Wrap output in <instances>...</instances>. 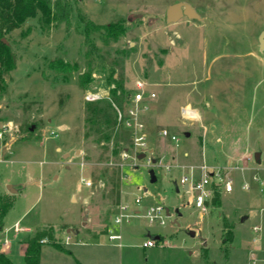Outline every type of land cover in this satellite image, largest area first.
Returning <instances> with one entry per match:
<instances>
[{"label":"rangeland","instance_id":"1","mask_svg":"<svg viewBox=\"0 0 264 264\" xmlns=\"http://www.w3.org/2000/svg\"><path fill=\"white\" fill-rule=\"evenodd\" d=\"M68 1V21L43 26L29 19L6 35L14 60L0 91V127L12 124L0 140V200L11 204L0 232V243L9 241L7 254L21 264V243L51 226L70 254L44 244L43 264H245L251 253L264 264V194L251 178H264V48H258L264 0ZM177 2L192 6L201 19L167 22V7ZM86 24L93 28L86 31ZM111 24L124 30L118 39L103 37L101 28ZM55 61L74 69L57 72ZM89 70L91 80L81 87L78 77ZM111 73L127 99L138 80L157 95L144 116L155 164L148 155L131 166L123 159L131 138L120 125L116 153L113 138L102 142L103 149L89 130L86 107L110 102ZM102 87L110 88L109 99H84L87 90ZM185 108L196 118L184 119ZM160 130L178 143L158 138ZM200 164L219 168L223 180L227 166L246 168L230 171L233 191L225 193L221 184L218 201L203 214L187 204L179 185L189 167ZM244 180L250 191L241 189ZM134 196L143 205L162 204L169 216L163 226L131 219L121 227L119 247L108 240L110 231L118 232L113 215ZM15 224L31 232L16 233ZM147 231L160 239L144 248Z\"/></svg>","mask_w":264,"mask_h":264},{"label":"built area","instance_id":"2","mask_svg":"<svg viewBox=\"0 0 264 264\" xmlns=\"http://www.w3.org/2000/svg\"><path fill=\"white\" fill-rule=\"evenodd\" d=\"M92 78H95V74H92ZM103 88V87H102ZM99 88L95 90H87L84 95V99L88 102H96L104 98L109 99V87ZM157 95L154 90L150 89L148 83L143 81L135 82L134 92L129 96L123 109L117 108L116 119L118 125L121 126L125 131L128 132L131 138V147L122 150L123 159H129L130 166L133 164L132 161H136L137 156L140 154L148 155V162L153 159V150L149 147L148 141V130L144 121L145 113L149 110V104L156 99ZM182 116L184 119L193 120L195 114L185 108L182 110ZM12 130V124L6 123L0 127V140L5 132ZM158 135L162 138H168L175 144L178 143L179 139L175 135H170L166 130H160ZM159 160L156 159V163ZM132 163V164H131ZM123 168V167H122ZM167 171L171 169V166L165 167ZM197 169L199 171L198 178L194 177L193 171ZM229 170L226 173L224 180L220 177L219 168L213 169L205 164L199 166H190V172L187 175H183L179 179V185L189 195V204L194 205L202 214L207 212V206L215 196V192L219 193L220 186L223 184V190L225 193H231L233 191V180L231 177V170L243 171L245 167H232L227 166ZM252 181L256 184L259 193L264 194V178L259 177L257 174L251 176ZM80 183L85 187H90L91 182L84 177L80 178ZM216 186V188H215ZM251 183L244 180L241 189L244 191L251 190ZM146 192V191H145ZM142 204V197L134 196L133 203L120 202L115 209L113 215V224L117 228L118 232H109L108 240L110 242H116L117 245H121L122 234L121 227L123 224L129 223L133 218H143L146 220L148 225L158 224L163 226L165 219L168 217L167 211L162 204H151L143 210H138ZM14 231L16 233L25 231L20 228L17 224L14 225ZM259 227H254L253 232L258 233ZM70 238L66 237V241ZM41 242H44L42 240ZM156 241L148 239L142 243V246L152 247ZM9 245L8 240H4L1 243L0 249L5 251V248ZM257 259L253 253H251L245 264H257Z\"/></svg>","mask_w":264,"mask_h":264},{"label":"trees","instance_id":"3","mask_svg":"<svg viewBox=\"0 0 264 264\" xmlns=\"http://www.w3.org/2000/svg\"><path fill=\"white\" fill-rule=\"evenodd\" d=\"M72 14L73 7L68 0H0V91L3 89V76L14 68L11 47L8 43L3 42V39L6 40V35L20 28L29 19L38 18L43 26H50L52 23L68 21ZM89 26L93 28L90 24H86V31L90 28ZM101 29L103 37L107 39H118L124 33L123 28L119 24L107 25ZM51 68L63 73H70L74 69L63 61H55ZM90 70L78 77L81 87H85L91 80ZM109 80L114 85V88L110 90V102H106L103 105L100 103L88 104L85 119L89 124V130L96 137L95 141L97 144L108 142L112 138L116 141V149L114 151L116 153L119 150L117 141L120 136L115 130V126L118 123L113 105L118 106L122 110V105L127 101V94L122 83L113 78V73L110 74ZM102 148L107 149L103 144ZM213 201H218L217 191ZM10 207V203L0 200V232L3 230V217ZM42 240L44 242H41ZM44 244L70 254L69 250L55 240L53 228L49 226L37 231L21 243V264H39L41 248ZM0 264H14L1 249Z\"/></svg>","mask_w":264,"mask_h":264},{"label":"water","instance_id":"4","mask_svg":"<svg viewBox=\"0 0 264 264\" xmlns=\"http://www.w3.org/2000/svg\"><path fill=\"white\" fill-rule=\"evenodd\" d=\"M182 17H186L188 19H195V20H200V16L199 14L195 11V9L190 6L187 3H183V2H177L174 4H171L167 7L166 10V21L167 22H175L177 21L179 18ZM3 42H6L3 39ZM258 48L261 50L262 48H264V32H261L259 37H258ZM185 137H189V133H184ZM145 158V154H140L137 156V159H143ZM254 160L257 164L260 163V153H255L254 154ZM151 164H155L156 163V159H151L150 160ZM150 175V182L154 183L156 181V177L153 171L149 172ZM7 189L11 192V193H15L16 191L13 189V187L11 185H7ZM167 211V215L169 216L168 210ZM191 235H194V232L190 231ZM157 238V237H156Z\"/></svg>","mask_w":264,"mask_h":264},{"label":"crops","instance_id":"5","mask_svg":"<svg viewBox=\"0 0 264 264\" xmlns=\"http://www.w3.org/2000/svg\"><path fill=\"white\" fill-rule=\"evenodd\" d=\"M158 133H159V131L157 132V137L159 136L158 135ZM159 138V137H158ZM152 149V148H151ZM153 150V153H154V149H152ZM162 157V156H161ZM160 157V158H161ZM185 157H187L186 155H185ZM155 159V158H154ZM201 165V164H200ZM199 166V165H198ZM195 167V166H194ZM194 173V177L195 178H198V176L199 175H197V173H195V172H193ZM249 177H245V179H248ZM5 184L7 185V182H5ZM219 193H220V190H219ZM218 193V194H219ZM213 200V199H212ZM122 202H127V203H130L129 201H126V200H124V201H122ZM212 202V201H211ZM210 202V203H211ZM209 203V204H210ZM187 204H189V203H187ZM208 204V205H209ZM148 205H151V204H146V205H143V202H142V204H141V206L138 208V210H143V209H145ZM6 215V214H5ZM250 215H254V213H252V214H250ZM5 217V216H4ZM4 217H3V219H4ZM2 222H3V229H4V221L2 220ZM47 227H49V226H47ZM47 227H44V228H47ZM23 229H25V231H22V232H24V233H30L31 231L28 229V228H23ZM43 229V228H42ZM114 229H116V228H114ZM39 231V230H38ZM116 231V230H115ZM37 232V231H36ZM35 232V233H36ZM34 233V234H35ZM145 236H147L148 238H147V240L148 239H151V237H152V235L147 231V233H146V235ZM157 237V238H156ZM153 238L155 239V241L156 240H159L160 239V236L159 235H153ZM154 239H151V240H154ZM69 241V240H68ZM68 241H65V243H66V246H68V245H70V243H68ZM1 244V243H0ZM76 244V243H75ZM117 245V244H116ZM117 246H119V245H117ZM121 246V245H120ZM119 246V247H120ZM64 248H65V246H63ZM66 249V248H65ZM54 250L58 253V254H61V253H64V252H62V251H59V250H57V249H55L54 248ZM5 253H6V255L12 260V258L7 254V252L6 251H4ZM51 256H50V258H52L53 259V257L54 258H60V257H58L57 255H54V254H50ZM20 257H21V252H20ZM21 260H22V258H21ZM13 261V260H12ZM14 263V262H13ZM15 264V263H14ZM39 264H43V262H42V253L40 254V261H39Z\"/></svg>","mask_w":264,"mask_h":264},{"label":"bare ground","instance_id":"6","mask_svg":"<svg viewBox=\"0 0 264 264\" xmlns=\"http://www.w3.org/2000/svg\"><path fill=\"white\" fill-rule=\"evenodd\" d=\"M196 116V115H195Z\"/></svg>","mask_w":264,"mask_h":264}]
</instances>
